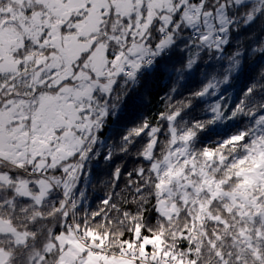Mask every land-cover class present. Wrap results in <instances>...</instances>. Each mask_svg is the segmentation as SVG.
Here are the masks:
<instances>
[{
    "label": "snow or ice",
    "instance_id": "1",
    "mask_svg": "<svg viewBox=\"0 0 264 264\" xmlns=\"http://www.w3.org/2000/svg\"><path fill=\"white\" fill-rule=\"evenodd\" d=\"M0 264H264V0H0Z\"/></svg>",
    "mask_w": 264,
    "mask_h": 264
},
{
    "label": "trees",
    "instance_id": "2",
    "mask_svg": "<svg viewBox=\"0 0 264 264\" xmlns=\"http://www.w3.org/2000/svg\"><path fill=\"white\" fill-rule=\"evenodd\" d=\"M260 70L259 65H257L255 68H251L252 75H255ZM164 91L162 87V83L157 81L149 85V93L142 97L140 107L138 108V111L149 114L152 112L155 107L158 105L159 101V94H162ZM237 94V89L232 88L229 92L225 93L226 97H231V102H235ZM94 195H102V191L97 189V191L94 193Z\"/></svg>",
    "mask_w": 264,
    "mask_h": 264
}]
</instances>
